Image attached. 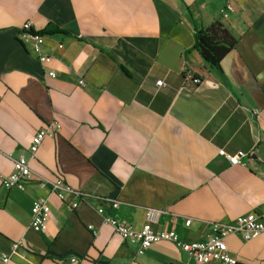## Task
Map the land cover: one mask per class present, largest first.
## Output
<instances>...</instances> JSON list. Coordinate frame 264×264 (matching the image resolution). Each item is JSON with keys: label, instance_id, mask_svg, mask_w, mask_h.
I'll list each match as a JSON object with an SVG mask.
<instances>
[{"label": "crops", "instance_id": "crops-1", "mask_svg": "<svg viewBox=\"0 0 264 264\" xmlns=\"http://www.w3.org/2000/svg\"><path fill=\"white\" fill-rule=\"evenodd\" d=\"M195 19L220 20L237 38L221 71L192 47ZM26 20L61 30L44 34L49 63L18 39ZM52 120L60 128L30 169L118 207L61 201L36 177L23 190L0 183V253L9 255L0 264H199L169 241L136 253L96 207L135 228L146 207L163 209L154 228L184 241L208 237L212 221L264 210V0H0V173L12 170L6 154L28 156L32 135ZM219 149L244 152L243 163ZM37 199L50 206L44 232L30 226ZM17 240L26 248L14 254ZM224 240L237 264H264V232Z\"/></svg>", "mask_w": 264, "mask_h": 264}, {"label": "built area", "instance_id": "built-area-1", "mask_svg": "<svg viewBox=\"0 0 264 264\" xmlns=\"http://www.w3.org/2000/svg\"><path fill=\"white\" fill-rule=\"evenodd\" d=\"M229 9L228 4L220 9L219 12L222 18H227ZM17 36L21 43L30 47L31 52L41 63L46 64L51 61L52 56L44 53L42 50L45 35L39 33L38 30L32 27L31 20L22 22ZM59 47H62V44H59ZM46 74L50 77L55 76L53 70H48ZM185 75L192 84L201 82V77L192 74L188 69L185 71ZM78 82L82 84L83 81L79 80ZM156 84L158 86L163 85V81L158 80ZM59 128L60 124L56 120H52L38 129L32 135L27 146L28 156L19 155L17 157H11V155L7 153L6 156L12 160V170L6 174L0 173L1 186L5 189L15 187L23 190L25 188V182L32 177H36L40 185L48 187L61 201L67 200L68 197H75L81 200L93 197L102 200L104 204L113 208L118 207L119 202L116 199L92 194L91 192L81 189H75L67 184L61 177L48 179L37 175L30 169L28 161L34 157L41 142L46 137L55 136ZM218 154L225 157L231 165H235L243 163L241 157L245 153L239 151L236 154H229L224 149H219ZM70 205L71 207H76L77 202L70 201ZM96 211L102 216L103 222L111 226L113 231L119 235L122 240L137 245L136 253H143L155 242L169 241L174 243L181 251L185 252L188 259L199 264H237L236 258L229 253L224 239L229 235H239L243 239L249 240L264 232V210L243 213L229 222L212 221L210 223L208 237L192 241L180 239L178 233L172 229L154 228L159 215L165 211L163 209L146 207L145 223L140 228H135L130 224L124 223L113 215L105 214L103 206H97ZM49 217L50 206L48 202L45 199L35 200L31 207V228L37 232H44L47 229ZM190 223L191 219L186 218L184 221L185 226H188ZM89 228H92V226L89 225ZM19 248H26L23 240H17L11 243V253H17ZM0 256L3 263L9 260L8 254L0 253ZM79 259V257L74 255L69 257L70 262H77ZM59 261L63 263L64 259L61 258ZM178 264L187 263L181 262Z\"/></svg>", "mask_w": 264, "mask_h": 264}, {"label": "trees", "instance_id": "trees-1", "mask_svg": "<svg viewBox=\"0 0 264 264\" xmlns=\"http://www.w3.org/2000/svg\"><path fill=\"white\" fill-rule=\"evenodd\" d=\"M59 31L61 30L56 26L49 24L39 33L47 34ZM236 42L237 38L222 21L215 20L209 25H204L201 21L195 19L192 47L200 53L210 67L221 71V59L235 46Z\"/></svg>", "mask_w": 264, "mask_h": 264}]
</instances>
